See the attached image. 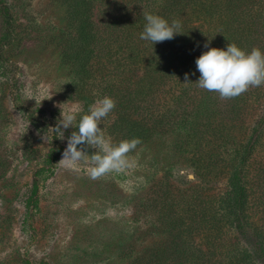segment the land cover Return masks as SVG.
<instances>
[{"label":"rangeland","instance_id":"374dc122","mask_svg":"<svg viewBox=\"0 0 264 264\" xmlns=\"http://www.w3.org/2000/svg\"><path fill=\"white\" fill-rule=\"evenodd\" d=\"M1 1L10 8L14 30L5 40L10 42L4 48L7 61L0 65V264H131L132 258L125 251L131 241L139 251L156 240L141 239L144 235L139 236L140 240H130V234L138 227L139 234L144 232L153 222L152 216L145 214L152 212L140 206L147 207V201L156 197L161 178L168 170L173 173L172 188L188 192L195 188L205 202L227 191L226 176L203 178L184 157L173 156V132H163L159 139L131 152L132 166L96 180L90 177L86 160L75 167L59 164L79 119L97 99L108 96L117 102L121 93H136L150 85L144 80L145 66L162 45L140 38L146 24L143 12L160 9L164 0L94 1L93 19L104 51L95 52L90 65L91 77L84 89L94 97L89 105L80 98L84 93H80L82 85L73 65L63 59L64 50L77 38L76 29L68 23L65 0ZM254 1L253 10L246 6L251 9L249 14L261 10L264 13V0ZM5 24L0 11V40L9 34ZM124 27L133 32L132 43L143 53L144 61L138 64L137 74L131 59L125 60L128 54L115 50L122 43L120 31ZM167 52V62L173 59L176 66L175 51ZM184 77L176 75L175 82L154 86L152 94L141 96L136 104L141 105L140 110L135 116L153 119L169 108L175 109L176 104L169 99L183 85L202 100V92L195 84L198 79L185 85ZM261 92L260 106L255 111V105L250 111L246 117L249 121L264 116V86ZM215 97L223 108L230 101L220 99L217 93ZM133 110L130 108L129 112ZM69 113L76 120L72 127L63 130L64 137L50 130L57 127L61 114ZM119 115L120 111L113 110L100 122V127L116 143L120 140L111 128ZM51 150L60 151L52 164L46 159ZM263 163L261 148L252 155L246 178L251 200L249 220L258 233L264 232ZM34 181L38 183V192L33 207L30 197ZM134 213H142L139 221ZM230 234L231 243H239V249L252 250L259 242L243 232Z\"/></svg>","mask_w":264,"mask_h":264},{"label":"trees","instance_id":"16d2710c","mask_svg":"<svg viewBox=\"0 0 264 264\" xmlns=\"http://www.w3.org/2000/svg\"><path fill=\"white\" fill-rule=\"evenodd\" d=\"M94 1L65 0L68 23L76 29L77 38L64 50L63 59L73 65L76 78L82 85L80 93H84L80 98L86 105L94 99L84 90L91 77L90 65L95 52L104 51L93 19ZM254 3V0H164L160 9L151 11L169 22L179 19L182 23L181 33L171 39V43L161 42L162 49L155 50L157 54L145 66L144 80L150 85L143 86L136 93H121L114 108L120 111V115L111 130L119 140L139 138L142 143L137 148L159 139L161 134L164 135L163 132L175 133L171 146L175 153L173 156L184 157L192 164L197 175L203 178L226 176L228 189L223 195L205 202L200 199L201 195L195 188L189 189V192L172 188L170 178L173 173L168 170L161 178L160 182H163L156 197L147 201V207L140 206L146 212H152L145 214L152 216L153 222L144 232L140 231L139 234L138 227L130 234V240L139 239L142 235L141 239L148 237L156 240L139 251L136 250L137 244L131 241L125 250L128 257L132 258L131 264H264V232L258 233V229H253L250 224L248 209L251 208V200L246 180L252 155L264 148V116L258 121L247 119L255 105V111L260 106L262 86L250 88L244 94L230 99L224 109L218 104L214 92L199 88L204 100H198L194 97L195 92L183 85L177 91L178 94L169 99L173 105L176 104L175 109L169 108L158 116L152 115L153 119L150 116H135L140 110L141 105H136L140 97L152 94L150 92L154 86L175 82L176 75L185 76L186 73L190 82L199 79L195 61L208 50L203 48L205 44L226 50L229 43H235L246 52L254 47L264 52V13L261 10L255 11L254 15L249 14L248 7L252 6L253 10ZM0 4L9 32L0 40V65L4 66L7 61L4 48L10 45L5 40L13 33L14 18L10 8L3 1ZM120 33L123 40L115 50L128 54L125 60L131 59V67L135 68L133 71L137 74L140 70L138 64L144 61L143 53L132 43L133 32L124 27ZM170 50L176 52H173L176 66L173 59L167 62L166 54ZM177 70L181 71L176 73ZM130 108L135 110L131 113ZM150 120L153 122L150 123ZM73 131H78L77 127ZM93 152V149H88V154ZM59 153L58 150H51L47 162L52 164ZM261 171L264 174V163ZM33 186L30 205L34 207L37 181H34ZM134 214L139 221L142 213ZM231 232L250 234L258 238L259 242L255 243L252 250L248 247L239 249V243H231Z\"/></svg>","mask_w":264,"mask_h":264},{"label":"clouds","instance_id":"9594fccd","mask_svg":"<svg viewBox=\"0 0 264 264\" xmlns=\"http://www.w3.org/2000/svg\"><path fill=\"white\" fill-rule=\"evenodd\" d=\"M146 24L140 38L153 44L174 39L181 33L182 23L179 19L169 20L150 13L143 12ZM203 52L195 61L200 73L195 83L200 89L217 93L220 99L236 98L250 88L264 86V52L252 48L246 52L235 43H229L225 49L211 48ZM194 74V73H193ZM185 85L192 84L186 73ZM116 107L111 97L97 99L81 116L77 124L78 131H73L67 140V147L59 164L75 167L86 160L90 167L89 175L96 180L112 172H121L132 166L130 153L142 141L139 138L122 139L118 143L100 127L102 119L106 118ZM56 128L50 130L64 137V131L73 126L76 120L74 114H61ZM62 126V127H61ZM79 146V148H78ZM93 149V154H88Z\"/></svg>","mask_w":264,"mask_h":264}]
</instances>
